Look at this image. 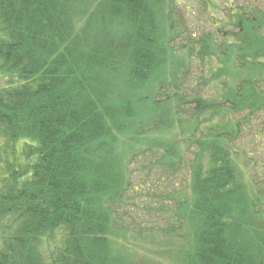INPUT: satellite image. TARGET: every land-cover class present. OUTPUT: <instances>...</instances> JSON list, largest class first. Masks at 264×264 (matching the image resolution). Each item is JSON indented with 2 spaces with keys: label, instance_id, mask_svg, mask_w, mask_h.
<instances>
[{
  "label": "trees",
  "instance_id": "1",
  "mask_svg": "<svg viewBox=\"0 0 264 264\" xmlns=\"http://www.w3.org/2000/svg\"><path fill=\"white\" fill-rule=\"evenodd\" d=\"M231 1L237 41L224 61L236 53L239 67L254 65L264 10ZM173 13L169 0H0V264H264V165L236 147L244 116L264 105L255 86L263 74L219 71L233 86L223 82L220 101L195 99L198 112H247L211 125L184 157L178 136L196 130L197 116L176 134L186 98L168 93L175 75L157 78L173 58L167 39L179 35L173 20L167 26ZM150 126L170 133L145 136ZM138 142L160 153L167 174L184 167L186 182L155 229L171 246L147 254L124 234L154 232L152 219L127 223L119 213Z\"/></svg>",
  "mask_w": 264,
  "mask_h": 264
},
{
  "label": "rangeland",
  "instance_id": "2",
  "mask_svg": "<svg viewBox=\"0 0 264 264\" xmlns=\"http://www.w3.org/2000/svg\"><path fill=\"white\" fill-rule=\"evenodd\" d=\"M224 1L226 0H169L171 7L174 9V15H172V19L167 16V26L173 24L174 21L179 30V35L173 41H170L171 38L167 39V52L173 58L169 59L165 67L157 72V78L167 76V79L171 80V77L175 75L178 78L177 82L174 78L176 86L169 82L172 86L169 85L168 93L176 92L186 98V101L178 102L184 122L180 124L179 121L175 120L174 129H171L175 130L176 134L179 127H183L184 132H187L190 122L194 121L193 118L196 119L197 116L196 130L192 134L178 136L181 139V147L185 150L184 157L191 155L192 149L195 148L194 140H199L203 133L210 131L211 125L220 122V119L223 121L237 120L239 116L247 112L246 110L234 112L229 105L222 104L219 116L210 117L209 111L198 112L200 107L194 101L195 99L201 98L211 102L222 100L224 92L228 89L223 82L228 80L230 82L229 87L233 86L230 75L232 76V73L240 70H242L240 72L241 79L246 77L248 70L252 74H263L257 80L255 86L264 93V49L262 55L251 59V63H255L254 65L248 64L247 67L246 65H243L242 68L239 67L236 53L232 54L231 60L224 61V57L228 53L226 47L237 41L234 36L229 34V31L238 29V26L234 25L236 17L229 12L231 9L229 10ZM230 4L235 6V0H232ZM252 4L264 10V0H252ZM211 5L214 8L211 9ZM228 12V21L224 22L225 13ZM212 15H215V17ZM258 32L264 35V27L259 28ZM200 35H209L211 38L200 40ZM205 41L209 43L210 53L201 57ZM225 67L232 73H228L226 70L219 72ZM214 72L218 73V77L212 76ZM4 79V77L0 78V86ZM161 89L164 90L165 87ZM161 97H164V95ZM172 103L175 108L174 101ZM260 107L251 116L250 121L247 116H244L245 118L242 121L244 130L241 131L236 140V147L240 146L244 152H251L257 159L259 166L264 165V129H262L264 128V105ZM257 129H261V133H259L260 131L254 132ZM145 132V136L153 137L162 134L167 136L170 133L165 128L156 130L154 126L146 127ZM255 133L261 134L260 141L253 137ZM189 139L193 143H189ZM135 147L138 152L129 164L130 172H132L130 184L126 190V196L123 199L119 213L127 223L131 215L136 218L141 217L145 222L152 219L150 222L152 226L149 228L155 233L152 231H149V234L147 231L139 233V230L134 226L133 229L130 228L124 234L126 242L130 244L129 246L138 251L142 248L141 252L147 254L146 250L149 252L154 247L166 249L165 247L171 246L162 239L165 233L155 231V229L163 226L166 219L174 214L176 210L175 203L173 200L169 202L168 197L169 194L177 195L182 187L186 186V182H183L185 171H183L184 167H181L175 170L178 172L172 169L173 172L167 174L169 169L165 170V166L158 161L160 156L158 151L147 149L144 142L135 143ZM164 170L166 173L163 172ZM186 178L188 179V175H186ZM169 237L171 240L177 241L176 235H169Z\"/></svg>",
  "mask_w": 264,
  "mask_h": 264
}]
</instances>
